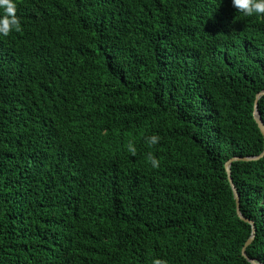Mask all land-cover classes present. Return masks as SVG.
<instances>
[{"label":"trees","instance_id":"obj_1","mask_svg":"<svg viewBox=\"0 0 264 264\" xmlns=\"http://www.w3.org/2000/svg\"><path fill=\"white\" fill-rule=\"evenodd\" d=\"M13 2L0 264H250L224 164L263 152L264 16L231 0ZM257 111L264 125V96ZM230 172L264 264V155Z\"/></svg>","mask_w":264,"mask_h":264},{"label":"clouds","instance_id":"obj_2","mask_svg":"<svg viewBox=\"0 0 264 264\" xmlns=\"http://www.w3.org/2000/svg\"><path fill=\"white\" fill-rule=\"evenodd\" d=\"M231 4L236 11L242 12L246 16L254 14L264 16V0H231ZM16 7L13 0H0V9H3V16H0V35L7 37L13 30L16 32L23 30L20 18L16 15ZM159 141L158 134H153L146 139L149 145H156ZM127 150L132 156L136 155V148L131 142H129ZM146 159L153 169L160 167V161L151 152L147 154ZM151 264H167V261L157 258L153 259Z\"/></svg>","mask_w":264,"mask_h":264},{"label":"water","instance_id":"obj_3","mask_svg":"<svg viewBox=\"0 0 264 264\" xmlns=\"http://www.w3.org/2000/svg\"><path fill=\"white\" fill-rule=\"evenodd\" d=\"M262 96H264V91L256 94V96H255L254 104H253V118H254V121H255V123H256L259 131H260V134L262 135L263 140H264V125H263V123H262V121L260 119V116L258 114V111H257L258 100ZM263 155H264V148H263V152L259 156L252 157V158L251 157H244V158L234 157V158L229 159L224 164V170L226 172L227 181H228V183L230 185V188L232 190L233 198H234L235 204H236V214H237V216H238V218L240 220H242L243 222L247 223L250 226V230H251L250 237L247 239V241L245 242L244 246L241 249V256L250 264H259L256 260L250 259L246 255V248L251 244V242L253 241V238H254L255 226H254V223L252 221L248 220L247 218L242 216V214L240 213V210H239L240 209L239 208V195H238L237 190H236V188H235V186H234V184L232 182L231 172H230V165L233 162H237V161H243V162L255 161V160H258L259 158H261Z\"/></svg>","mask_w":264,"mask_h":264}]
</instances>
